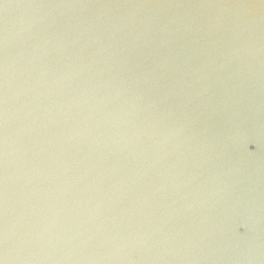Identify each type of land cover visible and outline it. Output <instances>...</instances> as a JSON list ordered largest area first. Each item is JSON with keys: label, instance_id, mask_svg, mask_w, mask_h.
I'll list each match as a JSON object with an SVG mask.
<instances>
[{"label": "water", "instance_id": "95a60500", "mask_svg": "<svg viewBox=\"0 0 264 264\" xmlns=\"http://www.w3.org/2000/svg\"><path fill=\"white\" fill-rule=\"evenodd\" d=\"M0 264H264V0H0Z\"/></svg>", "mask_w": 264, "mask_h": 264}]
</instances>
